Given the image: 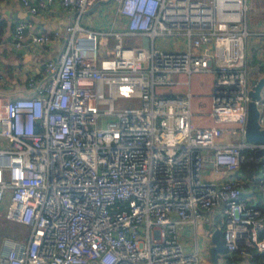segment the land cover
<instances>
[{"label": "built area", "instance_id": "1", "mask_svg": "<svg viewBox=\"0 0 264 264\" xmlns=\"http://www.w3.org/2000/svg\"><path fill=\"white\" fill-rule=\"evenodd\" d=\"M56 1L71 21L33 41L62 37V54L28 78L26 94H0V214L29 228L4 238L0 264H204L199 224L215 208L218 264L257 253L264 264V208L251 200L264 204V167L236 175L255 157L245 150L263 146L245 137L248 0H114L110 28L83 23L109 0H22L31 12ZM27 28L14 25L15 47ZM205 72L214 74L209 114L237 123L236 140L221 141V125H194L191 90H177ZM206 167L227 176L206 180ZM187 224L190 249L178 231Z\"/></svg>", "mask_w": 264, "mask_h": 264}, {"label": "crops", "instance_id": "2", "mask_svg": "<svg viewBox=\"0 0 264 264\" xmlns=\"http://www.w3.org/2000/svg\"><path fill=\"white\" fill-rule=\"evenodd\" d=\"M32 2H37L38 0H31ZM249 10H248V26L252 31L246 42V52L249 60V80L251 78H260L264 76V0H248ZM98 5V4H97ZM97 5L90 8L89 11L96 9ZM88 11V12H89ZM91 12V13H92ZM87 13L83 19V23L92 28L90 15ZM123 19H121L122 21ZM24 21L28 24L26 31V39L24 45L20 48L15 47L12 39V31L14 25L19 22ZM71 17L66 13L62 4L58 1L46 4L38 9L36 12H31L30 8L25 6L22 0H2L0 1V40L2 45L0 47V75L2 80L0 81V94L6 96L7 98L15 97L17 95L26 94L27 91V80L29 77H35L40 79L44 74V63L48 60H57L64 50V41L62 37L54 39L48 44H40L33 41V35L37 33H51L54 29H63L69 22ZM109 25V21H106L105 25ZM210 99L212 105V83L214 79V74L210 72ZM196 74V73H194ZM186 75V74H178ZM193 76V75H192ZM192 76L190 77V84L186 85L187 89L191 90L192 98ZM184 80V79H182ZM251 85V84H250ZM185 88L178 87V91L185 92ZM192 106V101H191ZM261 109V119L264 123V91L263 98L259 103ZM211 117V115H210ZM234 122H216L213 118L211 124L221 125L225 128L224 135L220 138L221 141H232L238 139L237 135H233L230 128H236L237 125L232 124ZM195 125V124H194ZM200 126V125H196ZM7 141L5 138L0 136V147H6ZM257 160L264 161V155L262 157H257ZM242 167V166H241ZM254 171H249L240 168V172L236 175L242 179L250 178L253 174H258L260 169L264 167L257 166ZM206 180H211L214 182L220 181L227 176L224 170L220 173H214L210 167L204 169ZM251 200L254 202H259L252 196ZM262 203V202H260ZM208 219L199 224L204 231V236L208 241L209 248L202 256L204 264L208 263L210 248L213 244L212 234L215 229L221 228L222 214L219 208H215L206 213ZM190 228V225L181 226L180 239L184 243L187 249L193 247L185 239V232ZM209 232H212L210 235ZM225 250V249H224ZM222 254L219 255V262L222 261ZM211 258V256H210ZM246 262V261H245ZM243 262V263H245ZM252 260L247 261L246 264H250Z\"/></svg>", "mask_w": 264, "mask_h": 264}, {"label": "rangeland", "instance_id": "3", "mask_svg": "<svg viewBox=\"0 0 264 264\" xmlns=\"http://www.w3.org/2000/svg\"><path fill=\"white\" fill-rule=\"evenodd\" d=\"M255 2L258 0H254ZM114 0H109L106 2H101L97 5L96 9L92 11H89L87 13H91L90 15V21L91 25L94 27H101V28H110L112 21L114 19ZM86 13V14H87ZM106 21H109V25H105ZM113 41L111 40L109 43V47H112ZM174 78H179V79H187L188 75H174ZM210 81H211V76L209 73H196L193 74L192 76V121L193 124L195 125H200V126H208L211 124L212 117H210V109H211V99H210ZM180 88H185L187 89L186 85H181ZM116 104L121 105V106H128L130 105V102L128 100H123L119 99L116 101ZM234 125H237V123H232ZM202 222H200L201 224ZM18 224V225H17ZM14 221L9 220L5 214L2 212L0 214V233L2 230H4V227L6 225L10 226H19L20 233L15 234L12 236H15L16 238H25L29 234V228L17 223ZM179 234L181 231V228H179ZM5 236V235H4ZM4 236L0 237V250L2 249V244L4 240ZM185 239L188 241L191 246L195 242V231L192 226H190L189 229L186 230L185 234ZM198 242L200 245V251L201 255L204 257V253L207 251L209 248L208 246V241L206 237L204 236V231L200 226V229L198 230ZM210 255V253H209ZM208 263L212 264V260L209 256L207 259Z\"/></svg>", "mask_w": 264, "mask_h": 264}, {"label": "water", "instance_id": "4", "mask_svg": "<svg viewBox=\"0 0 264 264\" xmlns=\"http://www.w3.org/2000/svg\"><path fill=\"white\" fill-rule=\"evenodd\" d=\"M144 45L149 46V38H143ZM249 94L251 100L248 102V116L246 123V140L262 144L263 146L255 150L257 157L264 155V123L261 122V109L259 102L263 98L264 91V76L260 78L250 79ZM223 229L217 228L212 234V246L210 248V256L212 264H218L217 253L224 250V241L222 238Z\"/></svg>", "mask_w": 264, "mask_h": 264}, {"label": "trees", "instance_id": "5", "mask_svg": "<svg viewBox=\"0 0 264 264\" xmlns=\"http://www.w3.org/2000/svg\"><path fill=\"white\" fill-rule=\"evenodd\" d=\"M245 151H246V153L249 156L250 155H253L254 156V154H255L252 150H245ZM263 164H264V161L263 160H257L254 157L253 159H250L249 161L244 162L242 164V167L241 168L246 169V170H249L251 172V171H254L257 168L256 165L257 166H262ZM257 205L264 208V204H262L260 202H257ZM16 224H17V222H16ZM17 225H15V226L6 225L4 227V230H2V232L0 233V237H2V236L5 235L4 237H14V238H16L15 236H12V235L19 234L20 231H21V230L18 231L20 228ZM22 225H24V224H22ZM24 226H26V225H24ZM26 227H28V226H26ZM221 252H224V250L221 251ZM221 252H218L217 253V258H219V255H220ZM261 259H262V254L257 253V254L254 255V257L252 259V262L250 264H263L262 261H261Z\"/></svg>", "mask_w": 264, "mask_h": 264}]
</instances>
